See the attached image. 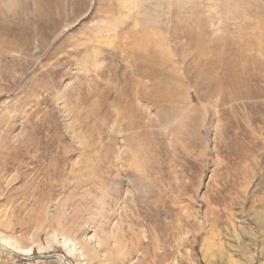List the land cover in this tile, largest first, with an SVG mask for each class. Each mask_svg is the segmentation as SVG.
Instances as JSON below:
<instances>
[{"label": "rangeland", "instance_id": "1", "mask_svg": "<svg viewBox=\"0 0 264 264\" xmlns=\"http://www.w3.org/2000/svg\"><path fill=\"white\" fill-rule=\"evenodd\" d=\"M0 264H264V0H0Z\"/></svg>", "mask_w": 264, "mask_h": 264}, {"label": "bare ground", "instance_id": "2", "mask_svg": "<svg viewBox=\"0 0 264 264\" xmlns=\"http://www.w3.org/2000/svg\"><path fill=\"white\" fill-rule=\"evenodd\" d=\"M145 9H146L145 12H150V11L148 10V9H149L148 6H146ZM7 57H8V56H7ZM7 57H6V58H7ZM149 62L151 63V61H149ZM140 66H141V65H140ZM148 66H149V65H148ZM143 68H144V67H143ZM145 68H146V67H145ZM150 75H151V73H150ZM152 75H153V74H152ZM135 123H136V122H135ZM82 245L84 246V249H85V250L83 249ZM82 245L80 244V248H75V247H74V248H75L74 251H72V249H67V252H68L69 254H72V253H73V254H74V253L76 254L78 250H79V251L81 250L82 255L85 254L84 251H85V252L87 251L88 254L91 255V256H93V255L95 254L94 249H90L89 246L86 244V242H85V243H82ZM82 251H83V252H82ZM73 254H72V255H73Z\"/></svg>", "mask_w": 264, "mask_h": 264}]
</instances>
